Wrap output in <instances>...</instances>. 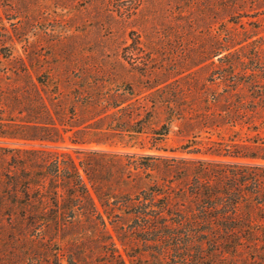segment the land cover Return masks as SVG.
<instances>
[{
  "label": "rangeland",
  "instance_id": "obj_1",
  "mask_svg": "<svg viewBox=\"0 0 264 264\" xmlns=\"http://www.w3.org/2000/svg\"><path fill=\"white\" fill-rule=\"evenodd\" d=\"M230 32L264 43V0H0V93L57 102L65 137L77 131V144L68 139L58 150L76 161L99 151L106 185L133 194L158 181L147 166L157 157H227L238 144L252 150L264 142V106L252 99L261 92L228 85L222 54L205 56L210 39ZM163 123L169 133L159 142L154 132ZM115 213L138 253L140 242ZM37 244L46 264L65 262L64 241ZM89 244L90 259L103 260L93 250L99 243Z\"/></svg>",
  "mask_w": 264,
  "mask_h": 264
},
{
  "label": "trees",
  "instance_id": "obj_2",
  "mask_svg": "<svg viewBox=\"0 0 264 264\" xmlns=\"http://www.w3.org/2000/svg\"><path fill=\"white\" fill-rule=\"evenodd\" d=\"M229 34L210 39L205 56L222 54V80L261 92L252 99L264 106V43ZM64 122L59 104L40 93H0V264H46L37 243L59 240L65 262L56 264H264V142L252 150L238 144L227 157H157L147 166L158 181L131 194L106 185L99 151L76 161L58 150L68 139L77 144V131L65 137ZM157 130L162 142L169 127ZM117 210L138 253L112 219ZM91 242L103 260L90 259Z\"/></svg>",
  "mask_w": 264,
  "mask_h": 264
}]
</instances>
